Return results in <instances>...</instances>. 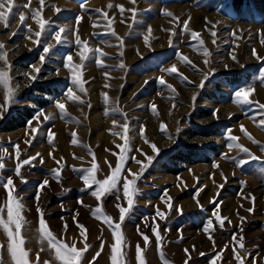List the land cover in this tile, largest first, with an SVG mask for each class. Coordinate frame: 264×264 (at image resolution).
Wrapping results in <instances>:
<instances>
[{
    "label": "rangeland",
    "instance_id": "1",
    "mask_svg": "<svg viewBox=\"0 0 264 264\" xmlns=\"http://www.w3.org/2000/svg\"><path fill=\"white\" fill-rule=\"evenodd\" d=\"M157 1L43 0L41 5L40 0H14L16 5L29 4L31 9L40 10L41 18L49 21L51 27L46 25L40 43H33L36 40L34 32L39 27L31 18L29 8H16L17 16L11 20L9 28L0 24V45L3 46L0 54H7V65L0 60V70L7 71L9 88L22 100V103L11 107V115H8L10 104L5 100V89L0 86V113H3L0 127L17 110L37 107L33 98L41 92L38 86L53 85L51 88L61 93L59 97L45 96L51 100V104L38 108L43 113L39 121L34 115L24 128L0 131V156L4 157L0 161L4 164L0 174L5 179L12 176L16 189L13 195L18 194L24 204L21 215L26 226L21 229V237L26 241L24 247L30 253L29 264H37V261L39 264H61L55 257L54 248L40 235L38 205L46 227L57 241L69 246L74 244L77 249L89 245L81 264H111L112 231L93 212L100 207L104 215L113 218V223L120 222L116 205L127 207L122 181L118 199L117 194L113 193L97 201L90 195L95 186L85 189L83 170L91 167L95 157L99 169L97 178L104 179L110 174V165L115 167L121 150L117 145H124L121 137L125 122L129 125L131 151L126 155L127 163L122 175L129 179L133 174L140 177L137 181L140 195L134 197L131 214L121 225L126 241L122 249L125 264H138L137 244L145 264H165V261L167 264H211L214 259L216 264H264V172L260 171L264 167V126L259 125L264 115L255 107L264 103V81L258 77V70L264 62V0H246L240 11L234 8L232 0H159L161 4L193 2L195 5H206L231 20H242L233 25L215 17L211 26L207 25V19L202 20L208 17L206 11H200L205 15L198 19L193 16L197 11L191 12V24L201 32V37L206 40L204 44L209 49L201 46L199 41L188 42V47L182 48L192 62L188 65L191 74L187 80L175 76L178 83L175 87L172 85L174 91L168 89L167 84L159 85L158 79L165 77L160 69L163 61L171 59L174 48L181 46V43L176 33L172 36L162 30L166 23L170 26V19H156L157 10L145 14L146 6L149 4L151 10L155 9L153 6ZM121 5L125 9L122 14L118 7ZM56 8H60L61 12L57 13ZM133 8L136 10L135 17L130 11ZM244 9L246 12H243ZM19 12L28 16L26 24L20 23ZM188 12L184 14L188 15ZM104 13H107V18ZM78 15L81 20L77 25ZM64 25L73 31L62 34V43L57 45L54 33ZM149 26L152 28L150 35L147 31ZM28 28L32 31L29 32ZM212 31L217 33L215 37L211 35ZM112 32L116 35L113 36ZM65 35L67 42H63ZM76 35L82 41H87L92 50V58L81 69L85 92L74 88L82 103L63 98V92L72 86L71 74L62 66L63 62L68 54H72L73 63H79L76 55L79 47L74 43ZM145 35L149 36L148 45L143 39ZM213 40L216 42L213 43ZM49 43L54 48L42 64L39 57L43 54V47ZM194 43L201 46L198 52L194 50ZM168 46L171 47L165 51ZM204 48L211 53L210 56L203 55ZM96 49L100 51L96 52ZM95 57L100 58V65H97ZM146 60L149 61L140 72L134 69ZM120 63H124L125 68H119ZM32 66L41 68L40 73H34L38 77L35 81L24 76V73L31 72ZM209 71L214 75L203 89L199 88L204 79L202 73ZM245 73L249 74L247 80L243 76ZM232 76H240V80L234 78L232 81L229 78ZM247 85L253 87L250 96L254 101L253 107L234 102V91ZM29 91L30 95H26ZM105 93L107 103L104 102ZM193 96L196 97L195 101ZM55 99H63L67 116L61 117L54 107ZM153 105L156 112L152 111ZM113 108H118L119 112H113ZM199 110L208 112L200 115ZM184 112L186 115L183 118H191L187 125L176 122ZM49 113L53 114L54 119L45 121L44 116ZM38 122L40 128L33 134L29 125L35 127ZM161 124L164 125L163 130ZM241 125L247 136L241 131ZM59 127H62L65 137L64 153L58 141ZM141 127L144 136L140 135ZM177 129L180 131L177 132ZM228 129L238 138L236 143L248 148L251 155L241 153L235 147L227 148ZM49 131L54 133L51 144L47 141ZM101 134H105V141L99 140ZM169 136L173 139H169ZM248 136L258 143L254 144ZM73 139L77 141L76 144H72ZM152 144L159 150L158 156L153 153ZM17 146L19 159L16 157ZM188 149L193 150L192 157L208 159V162L187 164L174 159L175 154ZM222 154H227L228 158L225 159ZM148 156L155 157L154 163L141 172ZM31 157H36L32 164L21 168L22 181L11 170L20 160ZM132 157L142 163H135ZM237 160L246 163L238 166ZM56 168H60L59 180L50 175L51 170ZM177 170L180 172L175 173ZM45 179L49 180V184L40 189L37 200L38 185ZM78 198L82 199V203L78 202ZM169 198L171 210L165 203ZM230 199L237 203L233 208L228 201ZM185 200L193 205H184L182 202ZM6 201L7 190L0 186V207ZM157 208L166 213L163 220L155 215ZM214 212H218L223 219V227L216 221ZM3 215L6 219V210ZM208 219H212L213 227L209 232H204L203 225ZM80 225L85 230L83 235ZM154 226L161 235L159 245L152 232ZM143 235L149 237L147 245ZM198 236L200 239H197ZM241 241L243 248L240 247ZM7 244V236L0 228V260L4 264H13ZM97 252L99 256H96ZM237 254L241 262L235 259Z\"/></svg>",
    "mask_w": 264,
    "mask_h": 264
},
{
    "label": "snow or ice",
    "instance_id": "2",
    "mask_svg": "<svg viewBox=\"0 0 264 264\" xmlns=\"http://www.w3.org/2000/svg\"><path fill=\"white\" fill-rule=\"evenodd\" d=\"M40 2H41V5H43V0H40ZM133 3H135V0H133ZM18 7L29 8V11H31L32 13L31 18L35 21L36 25H38L39 27V30L34 32L36 40L33 41V43H40V38H41L42 33H44L46 29V25H48L49 27H51V25L49 24V21L41 18L40 10L31 9L29 4L16 5L14 3V0H0V24H2L4 28H9L11 20L17 16V12L15 11V9ZM81 7L83 8V5H81ZM109 7H112V6L109 5ZM118 7L122 14L125 11L124 7L122 5ZM130 11L132 12L133 17H135L136 10L133 8V9H130ZM56 12L60 13L61 9L56 8ZM162 14L165 16H169V17L173 16L172 12H164ZM18 15H19L20 23L22 25L26 24V21L28 20V16L24 12H19ZM104 16L105 18H107V13H104ZM80 20H81V17L78 15L76 17L77 25L80 23ZM108 25L109 27H111V20L108 21ZM188 25H189V20H184L183 29H182L183 33H188ZM28 31L31 32L32 29L28 28ZM72 31L73 29H70L67 25L60 26L58 30L55 31L54 33L56 44L59 45L62 43V34L72 32ZM147 31L150 35L152 32V28L149 26ZM112 35L115 36L116 35L115 32H112ZM190 35H191V39L193 41H196L199 38L200 33L196 31H191ZM211 35L215 37L217 33L215 31H212ZM116 38L120 39L119 37H116ZM143 39H144L145 44L148 45L149 36L145 35ZM63 42H67L66 35L63 37ZM215 42L216 41L213 40V43ZM74 43L76 46L79 47V50L76 52V55L79 57V63H73L72 54H68L66 56V59L63 62L62 66L66 68L68 72L71 74V85H72V86L67 87L66 91L63 92V98H66L68 101H72V102L79 101L82 103L83 101H81L80 96L76 94V92L74 91V88L78 89L79 92L81 93L85 92V87H84L85 81L82 79L81 69L84 67L85 62L92 58L90 57V52H92V50L89 48L88 42L82 41L79 35L75 36ZM199 43L201 46H203L202 40H200ZM169 44L170 45L172 44L171 39L169 40ZM121 46H123L122 40H121ZM2 47L3 46L0 45V48ZM53 48H54V45L50 43L46 44L43 47L42 49L43 54H41L39 57V60L42 64L46 62V55L50 54ZM95 51L99 52L100 50L96 49ZM253 54L257 56L258 60L261 59L255 53V50H253ZM203 55L205 57H208L211 55V53L206 48H204ZM6 56H7L6 53L0 54V60H4L5 64L7 65ZM93 56H94V53H93ZM175 57L186 65H190L192 63L186 55H181L179 51H176ZM232 59L235 60L236 57L233 56ZM95 60H96L97 65L101 64L99 57H95ZM204 62L205 64L208 63L207 60H205ZM119 68L121 69L125 68L124 63H120ZM161 71L166 72L168 75H172L174 73H177V67L175 64H172L171 67L169 68H161ZM40 72H41L40 67L32 66L31 72L24 73V76L30 79L31 81H35L38 79V77L34 75V73H40ZM202 75L204 76V79L200 82V85H199V88L201 89H203L205 84L210 80L211 76L214 75V73H202ZM258 77L261 81H264V62H262L258 70ZM180 78L182 80L186 79L185 77H182V76ZM145 83H147V81H145ZM158 84L166 85L165 79L162 77L159 78ZM0 86H2L5 89V100L6 102H9L10 104L8 115H11V107L22 103V100L16 96V93L11 88H9V76H8L7 71L5 70H0ZM166 87L174 91V89H172V85L167 84ZM252 93H253V87L251 85L240 86L237 90L234 91L235 104L240 105V106L247 105V106L253 107L254 101L250 99V96L252 95ZM192 99L195 101L196 97L193 96ZM104 102L105 103L108 102V96L106 93L104 94ZM54 107L59 110L61 117H65L68 115V113L65 110V103L63 102V99H55ZM255 107H258V109L261 110V115H264V103L259 104L258 106H255ZM156 110H157L156 106L153 105L152 111L156 112ZM112 111L119 112V109L113 108ZM41 115H43V113H41L40 110L37 109L36 114H35V119L39 121V118ZM2 116H3V113H0V118H2ZM255 118L256 117H253V119ZM51 119H54V116L52 113H49L48 115L44 116L45 121H48ZM259 125L264 126V118L259 120ZM29 126L31 128V132L35 134L37 132V129L40 128V123L38 122L35 127H32L31 125ZM122 127H123V135L121 138L124 140V145L123 146L117 145V147H119L121 150L118 155V159H117V163L115 167L113 168L110 165V168H111L110 174L107 175L104 179L97 178V172L99 171V169L95 162V157H93V162H92L91 167L83 170V172L85 173L83 175V184L85 186V189H93V186H95L94 189L91 190L90 195L94 197L97 201H101L102 198L110 194H113V193L117 194V199H118L119 198L118 193L120 192V185L122 181V192H123L124 199L127 201V207H122L119 204L116 205V207L119 208V221L120 222L113 223V218L111 216L104 215L100 207H97L95 211L93 212V215L97 219H102L103 222L107 224L108 227L112 231L114 243L111 245V257H110L111 264H125V261H124L125 253L122 249L124 248L126 241H125L124 234L121 230V225L125 221L126 216L131 214V211L134 207V197L140 195L137 189V181L140 179V177L133 174L132 178L129 179L126 175H122L124 173L125 165L127 163L126 155L127 153L131 151V148L129 147L131 138L128 135L129 125L127 122H125ZM163 129H164V125L161 124V130ZM179 131L180 129H177V132ZM227 131H228L227 140L229 141L226 145L227 148L232 149L235 147V148H238L241 153L251 155L248 148L243 147L242 145L236 143L238 138L231 134V130L228 129ZM241 131L244 132L246 136L248 135L247 132L244 130L243 125H241ZM113 135H117V133H113ZM140 135L144 136L143 127L140 128ZM53 136H54V133L49 131L47 134V141L49 144L52 143ZM73 136H75V133H73ZM169 139H173V138L169 136ZM248 139L252 140V137L248 136ZM145 142L147 143V138H145ZM252 142L254 144L258 143L255 140H252ZM76 143L77 141L73 139L72 144H76ZM151 148H152L153 153H156L158 156L159 150L157 149L156 145L152 144ZM39 155L40 154L38 153L37 156ZM222 155L224 156L225 159L228 158L227 154H222ZM19 156H20V150H19V147L17 146L16 148L17 159H19ZM3 159L4 157L0 156V161H2ZM35 159L36 157H31L29 159L20 160L16 164L14 170H11V171H14L15 176L19 177L23 181L24 177L22 176V173H21L22 166L31 165ZM132 159L135 160L134 157H132ZM253 159H256V157H253ZM154 160H155V157L148 156L147 164L142 165L141 172H143L144 169L147 168L148 166L152 165L154 163ZM236 162L238 166L244 165L246 163V161L244 160H237ZM41 163H43L42 159H41ZM57 163L59 164V161H57ZM135 163L141 164L142 162L139 160H135ZM214 167H218V165H214ZM0 170H4V164L2 162H0ZM260 171L264 172V167H262ZM50 175L54 176L56 180H59L60 179V168L52 169L50 172ZM0 181L3 182L2 184H0V186H2L4 189L7 190V201L3 207H0V228L3 229L8 239L7 251L10 254L13 264H29L30 253L29 251L25 249L24 245L26 241L21 237V229L22 227L26 226V221L24 220V217L21 215L24 209V204L21 202L22 198L19 197L18 194L13 195L16 189H15L14 180L12 176H8L5 179V177L2 174H0ZM48 184H49V180L45 179L41 184L38 185L37 194H36L37 200H39V197H40V189H43L44 186ZM170 201H171V198L165 201V203L168 204V207L171 210L172 204ZM78 202L82 203V199L78 198ZM5 210H6V219L4 218V215H3L5 213ZM177 211H180V210L177 209ZM37 212L40 213V220H39L40 235L42 238L47 239L49 245L52 248H54L56 259L60 261L61 264H81L84 258L85 252L88 251L89 245L85 244V247L83 249H77L74 244L72 246H69L62 241H57L56 238L53 236L52 232L49 231L48 228L46 227V221L43 218V213H41V209L39 205L37 206ZM155 215L159 216L160 219L163 220L166 216V213L160 211L159 208H157ZM213 215L215 216L216 221L220 222L221 227H223V219L218 214V212H214ZM65 227H67V225H65ZM79 227L81 228V234L83 235L85 231L84 227L83 225H80ZM212 227H213V221L212 219H208L206 224L203 225V230L204 232H209L212 229ZM152 232L154 233L156 242L159 245L161 241V235L157 231L156 226L152 227ZM209 239H211V237H209ZM143 240H144L145 245L149 243V237L147 235H143ZM101 247L103 248V243L101 244ZM240 247L241 248L244 247L242 241L240 242ZM99 255L100 253L97 252L96 256H99ZM93 259H95V257H93ZM217 259H219V257H217ZM235 259L238 262H241L240 255L238 254L235 255ZM136 260L138 261V264H145V261L143 257L141 256V248L139 244H137L136 246ZM0 264H4V262L0 260ZM37 264H39V261H37ZM45 264H47V262H45ZM165 264H167V261H165ZM211 264H216V260L214 259L211 262Z\"/></svg>",
    "mask_w": 264,
    "mask_h": 264
},
{
    "label": "crops",
    "instance_id": "3",
    "mask_svg": "<svg viewBox=\"0 0 264 264\" xmlns=\"http://www.w3.org/2000/svg\"><path fill=\"white\" fill-rule=\"evenodd\" d=\"M142 1H144V0H142ZM216 2L217 1H215V3ZM210 3L216 5L215 3H212V2H210ZM154 4H156L155 6H153V7H155V9H152V10H151L150 7H148L149 4L146 6L147 9H146L145 14L146 15H149V14L155 13L154 10H157L156 19H160V20L170 19L171 20L170 26L172 28H170V26H168V23H166L165 24V27L162 30H163V32L166 31L167 34L172 35V36H174L173 35L174 33H176L178 35V40L180 41L179 43H181V46H179L178 48H174V52L175 53H176V51H179L180 52V48H181V55H187L186 54L187 52H184V50L182 48L185 47V46L188 47L187 46V43L188 42H193V40L191 39V35H190L191 31H196V32L200 33V36H199V38L196 41L202 40L203 41V46H206V48L209 49V47L206 44H204L206 40L201 37L202 36L201 35V32H199L191 24L192 23V18L190 16V14H191L192 11H194V10L195 11H206L208 17L207 18H204L203 17L202 20H204V19L206 20L207 19L208 20L207 25H211V26H212V22L211 21H213L215 19V17L217 19H220V20L226 22V24L229 22V23H232L233 25H235V24H238V23H240L242 21V20H235V21L234 20H231L228 17H224V16L220 15L217 12V9H215V10L209 9L206 5H201V6H200V4L195 5L193 2L161 4L160 1L158 0ZM187 10L189 11L188 12L189 14L188 15H185L184 12L187 11ZM143 11H145V10H143ZM164 12H172L173 13V16L172 17L165 16V15L162 14ZM243 12H246L245 9H244ZM184 20H190L189 25H188V33H183L182 32V29H183V21ZM200 25H201V22H200ZM191 26L193 28H191ZM182 43H183V45H182ZM194 45H195L194 46L195 47L194 50L198 52L200 50L201 46L200 45L197 46V43H194ZM170 47L171 46H168V48L165 49V51H168V49ZM175 49H176V51H175ZM175 53H174V55H173V57L171 59L164 60L163 63H162V66H161V68H169V67H171L172 64H175L176 65V67H177V73H174L172 75H168L166 72H164V71L162 72L165 75L164 79L166 81V84L173 85L174 87L178 83V82H176L175 76L178 77L179 79L182 76V77H185L186 78L185 80H187V79L190 78V76H188V75L191 74L190 73V67L188 65H186V64H183L182 61H180L179 59H177L175 57ZM209 73H211V72L209 71ZM183 82L186 85H189L188 82H186V81H183ZM207 112L205 110H199L200 115H202L203 113L206 114ZM149 113L151 114V112H149ZM187 113H189V112H187ZM185 115H186V112H184L181 115V118H177L176 119V122H179V124H181V125H187L188 120L189 119L191 120V118H183Z\"/></svg>",
    "mask_w": 264,
    "mask_h": 264
},
{
    "label": "trees",
    "instance_id": "4",
    "mask_svg": "<svg viewBox=\"0 0 264 264\" xmlns=\"http://www.w3.org/2000/svg\"><path fill=\"white\" fill-rule=\"evenodd\" d=\"M246 2V0H232V4L234 6V8H236L238 11L241 10V8L243 7L244 3ZM165 56V55H164ZM163 57V56H162ZM149 60H146L143 62V64L138 67V68H134L136 71H141L142 68H145L147 65V62ZM247 75H249L248 73H245L243 76L246 77L247 80ZM228 78V77H226ZM232 81H234V78H237L238 80H240V76H232L229 77ZM228 78V79H229ZM53 87V85H46L44 87H39L38 89H41L40 94H38V97H34L33 101L35 102V104L37 105V107H25L22 109L17 110L10 118H8L5 123L0 127V131L1 132H10V131H14L17 129H21L27 126L28 122L34 117L36 111L38 108H45L48 107L51 104V100L47 97L45 98V96H52L54 95L55 97H59L61 95V93L56 92V88H51ZM26 95H30V91L26 92ZM192 154H194L193 150L188 149V150H182L179 154H175L174 155V159L175 160H179L182 163H187V164H198L201 163L203 161L208 162V159H202V158H195L192 157ZM180 172V170H177L178 173Z\"/></svg>",
    "mask_w": 264,
    "mask_h": 264
},
{
    "label": "bare ground",
    "instance_id": "5",
    "mask_svg": "<svg viewBox=\"0 0 264 264\" xmlns=\"http://www.w3.org/2000/svg\"><path fill=\"white\" fill-rule=\"evenodd\" d=\"M205 15V13H202V12H200V11H197V12H194V18L195 19H198L201 15ZM62 125V124H61ZM58 129V132H59V137H58V141H59V145H60V148L62 149V152L64 153V149L66 148V146H65V137H64V133H63V130H62V127H59V128H57ZM99 140H106V138H105V134H101L100 135V139ZM43 150V149H42ZM40 151H41V149H40ZM47 151V150H46ZM49 159V158H48ZM226 166V165H225ZM224 167V166H223ZM224 169L226 170V167H224ZM204 184V183H203ZM207 184H205V186H206ZM232 205V207L231 208H233L234 206H235V204H237L236 203V201L235 200H232V199H230V200H228ZM227 202V201H226ZM184 205H193L192 204V202L191 201H189V200H185V201H183L182 202ZM227 205H228V203H227ZM190 207V206H189ZM85 214V213H84ZM86 215V214H85ZM91 222V221H90ZM197 239H200V237L198 236L197 237ZM206 246V245H205Z\"/></svg>",
    "mask_w": 264,
    "mask_h": 264
}]
</instances>
